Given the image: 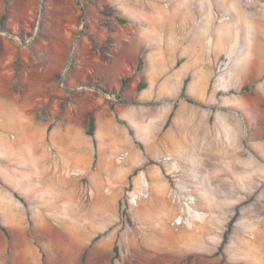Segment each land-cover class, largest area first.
<instances>
[{"label":"rangeland","instance_id":"rangeland-1","mask_svg":"<svg viewBox=\"0 0 264 264\" xmlns=\"http://www.w3.org/2000/svg\"><path fill=\"white\" fill-rule=\"evenodd\" d=\"M136 2L148 5H140L145 7L142 11L137 8L142 16L147 15L146 10H151L152 4L170 12L177 4L195 5L199 26L208 22L236 28L237 43L231 59L223 54L204 70L206 87L198 82L188 87L186 95L192 103L185 101L182 107V99H178L182 88L177 93L174 85L162 87L168 97L176 99L173 103L176 108L160 135L163 138L173 127L174 136L180 138V124L188 121L185 135L191 156L189 163L181 164L183 185L196 193L199 206L207 214L203 221L189 227L172 225L176 206L167 193L163 195L159 180L155 182L156 194L162 203L151 204L154 193L138 208L126 209L127 194L135 187L132 177H136L138 187L141 172L135 171L122 180L120 170L129 158H123L124 165L116 163L118 149L112 151L108 171L103 170L106 165L102 155L97 170L94 167L84 171L77 163L71 170L79 176H66L67 173L52 171L42 174L36 156H25L20 147L24 130L28 129L35 137L43 133L48 139L53 126L71 117L77 139L93 148L86 128L90 108L98 97L116 105L124 92L130 101L141 102L137 85L146 82V76L153 77L146 59L144 72L128 67L141 57H137L141 39L136 35L130 38L136 21L133 16ZM245 9L248 14L261 12L264 20V0H43L42 5L40 0H0V20L5 15L3 24L0 22V192L20 202L19 198L23 199L28 210L22 232L0 220L11 238L9 241L0 229V264H81V256L88 247L87 264H111L116 243L120 257L115 264H264V164L245 145L247 141L264 161L249 143L256 137L264 138V28L260 37L248 30L242 24L249 22L242 13ZM155 26L163 27L159 20ZM80 30L82 34L74 49ZM148 38L151 36H145L144 40L147 42ZM217 38L214 32L206 37L205 45L211 53L219 49ZM73 50L72 64L65 74ZM253 67L256 72L251 76L249 71ZM186 72L185 68L170 76L181 81L188 76ZM125 76H130L131 82L123 91L121 80ZM192 79L190 76L188 83ZM64 83L67 90L80 86L96 90L69 92L64 90ZM157 89L155 84L153 95ZM195 102L216 108H205ZM122 107L136 109V106ZM168 116L166 113L164 117ZM199 146L206 162L212 164V156L217 158L215 166L210 165L204 172L196 170ZM49 150L50 156L44 163L56 166V155ZM161 150L162 156L150 160V164L158 170L162 168L168 180L163 158L169 152L165 151L166 145ZM250 158L259 166L253 169L251 187H246L239 182L244 180L245 173L230 171L225 165ZM15 165H28L25 186L20 185L21 175L27 172L19 166L22 173L12 169ZM59 174L62 180L57 179ZM147 177L151 182L150 176ZM200 177L206 182H200ZM118 200L119 210L114 213ZM0 201L6 199L2 197ZM104 203L103 214L107 218L101 219L98 214ZM237 207L240 215L229 242L217 256L226 226ZM90 232L97 235L99 246L107 244L99 249L94 242L78 246ZM124 239L127 245L122 242Z\"/></svg>","mask_w":264,"mask_h":264},{"label":"crops","instance_id":"crops-1","mask_svg":"<svg viewBox=\"0 0 264 264\" xmlns=\"http://www.w3.org/2000/svg\"><path fill=\"white\" fill-rule=\"evenodd\" d=\"M140 5L148 6L136 2V8L133 11V16L136 18V21L133 27V35L130 36V38H133L136 35V37L141 39L137 57L141 56L140 58H142L143 61L146 59V63H149L150 67H152L150 72L153 79H150V76L149 78L146 76L145 81L147 83V88L139 91L141 94L140 101L142 103L153 104L136 106L122 105L118 102L114 105L113 103L106 101L104 97H98L90 108V112L95 111V138L97 141V148L94 147V144L92 148L91 144H88L87 142L81 143L80 140L77 139L75 130L71 125V117L64 119L63 123L53 126L48 139L44 137L43 133H40L35 137L29 133L28 129L24 130L22 132L20 147L25 156H36V160L40 163L38 164V171L42 174L52 171L60 172L63 175H66L65 173H67L66 176H76L73 175V173H76L75 170H71V168L77 163L80 164L84 171L92 170L94 167L97 170L102 155L105 158L106 165V168L103 170L108 171V167L112 163V151L114 150L117 152L118 149L119 154L115 157L116 163L119 162V165H124V161H120L119 159L125 154H127L125 157L129 158L126 166L122 167L120 170V173H123L121 179L124 180L125 176L130 177L135 171L146 173L151 178L150 185L152 197L155 193L151 204H156L158 201H160L159 203L162 202L161 198L156 194L155 182L159 180L160 183H162L160 186L161 191L163 195L167 193V196L170 183L166 180L162 168L159 167V170L154 168L157 166L151 165L150 160H157L158 156H162L161 149L164 145H166L165 151L169 152L167 154L174 156L181 164L184 162L189 163L191 156L188 151V136L185 135L189 127L187 120H184V122H181L180 124V127L182 128L180 138L174 136V133L172 132L173 127L163 138L160 135L163 132L167 121L166 119L169 117L165 118L164 116L166 113H169L170 115L173 111V103L176 101V99L168 97V94L164 92V88L162 87L172 88L174 85V87H176V92L179 93L181 88L183 90L185 80L190 76H193V79L192 82L187 83L186 91L190 84L194 82H198L206 87V80L202 77L205 73L204 70L212 65L213 61L216 62L223 54L231 59L234 45L237 43V36L235 25H222L219 23L213 26L207 22L206 26H199L196 23L197 11L196 7H194L195 5L192 7L190 5L185 6L177 4L174 10L170 12L162 6L152 4L149 6L151 10H146L147 15L145 16L141 15V11L145 9V7H141ZM137 8H140L141 11H138ZM158 20L163 26L160 29H157L155 26V23ZM211 32H214V35L219 37L215 42L216 44H219V49H217L219 52L215 50L213 53L212 50L211 53L205 45L206 37ZM147 35L151 36V38H148V41L146 42L144 37ZM139 60L134 64H129L128 67L137 71ZM145 68L146 64L143 62L140 72H144ZM185 68L187 69L186 75L188 76L184 77L181 81L179 79H173L170 76L174 71L179 70V72H181ZM240 72H242V70H240ZM155 84L159 89H157L158 91L156 90L157 94L153 95L152 90ZM118 88L120 87H116L115 89ZM122 90L124 91L125 88ZM123 95L124 97L122 98L124 101H130V98H127L124 92ZM180 98L182 99V107L184 104L183 102L190 99L187 95L186 97H183L182 91L181 95H178V99ZM158 102L161 104H156ZM122 106H136V109H124ZM151 107H155V109H152ZM125 112H131L132 115L122 116V113ZM199 141L201 143L200 138ZM252 141L249 140L250 145L264 157V138L256 137ZM123 143H128L129 146H122ZM48 147L49 149H52L56 155V160H58L56 166H48L44 163L50 156V150ZM176 147H180V150H177ZM136 151L138 152L136 153ZM95 155H97L96 159ZM196 156V170L198 172H204L210 165L215 166L214 163L217 159L216 156H212V164L206 162L204 160L203 149L200 148V146L196 152ZM226 156H228V154ZM18 166L21 167L22 171L25 170L27 173H22L20 169L17 168ZM257 166L259 165L254 163L251 158L246 159L245 162L235 163V161H231L225 165L230 171H243L245 173L244 180L240 179L239 182L240 184L244 183V186L246 187H251L254 176L253 169ZM12 169L19 170L22 173V181L20 185L25 186L28 181V165H15ZM259 169L262 170V167ZM229 170L225 169V171ZM61 174L57 177L58 180H62L63 176ZM132 179L134 180L136 187V177H132ZM198 180L200 182L203 180L206 182V179H203L202 177ZM140 181L141 178L138 183H140ZM229 195H231V192ZM2 197H4L6 201H0V220H6V223L10 228L17 232H22L26 228L28 210L24 204L16 198L11 199V197L0 192V200ZM104 205L105 203L101 207L98 218H107L103 214L105 209ZM117 210H119V200L116 210L114 208V213ZM114 236L116 237V234H113V237ZM96 237V234L90 232L83 238L82 243H79L78 246L81 247L83 244L86 247L93 242L96 243L97 240H94ZM122 242L127 245L125 239ZM105 244H107V242L100 244V246L96 243L95 246L99 249Z\"/></svg>","mask_w":264,"mask_h":264},{"label":"built area","instance_id":"built-area-1","mask_svg":"<svg viewBox=\"0 0 264 264\" xmlns=\"http://www.w3.org/2000/svg\"><path fill=\"white\" fill-rule=\"evenodd\" d=\"M219 71V69H218ZM78 91H95V87L91 86H80L77 88ZM127 155V154H125ZM125 155L120 157V161L123 160ZM165 165V174L169 180L170 187L168 191V198L173 205L176 206V215L172 220V225L175 228H181L184 226H192L193 224L203 221L207 214L199 206V201L196 193L191 189L184 187L183 183V167L178 159L171 154H167L163 158ZM73 175L79 176V174L73 173ZM92 191H89L91 194ZM152 195L151 185L147 175L141 172V181L138 187H134L128 194L124 206L126 209H135L140 204L148 200ZM141 229L145 230V226ZM143 231V230H142Z\"/></svg>","mask_w":264,"mask_h":264},{"label":"trees","instance_id":"trees-1","mask_svg":"<svg viewBox=\"0 0 264 264\" xmlns=\"http://www.w3.org/2000/svg\"><path fill=\"white\" fill-rule=\"evenodd\" d=\"M4 19H5V15H2L1 20H0V22L2 24H3ZM142 66H143V59L140 58L139 63H138V67H137V71H140L142 69ZM130 80H131V78L128 77V76L122 77V80H121L122 89L123 88H126V86H128ZM188 81H189V78H187L185 80V84H184V87H183V90H182V96L183 97H186V87H187ZM146 88H147V83L144 82V81L139 82V84L137 85L138 91H142V90H144ZM104 92L108 93V91H106L105 89H104ZM120 99L123 100L122 97H120ZM188 102L192 103V100L191 99H188ZM175 108H176V104H174L173 111L170 113V115H169V117H168V119L166 121L165 128H167L168 125H169V123L171 122V119L174 116V109ZM87 121H88V123H87L86 134L93 139L94 147L97 148V141H96V138H95V134H96V117H95V111H93V112H91L89 114ZM50 130H51V128H50ZM96 158H97V155H95V159ZM138 172L139 171H136V173H138ZM14 195H15V197L19 198V196L16 193H14ZM19 199L23 203H25L23 199H21V198H19ZM239 215H240V213H239V210H238V207H237V210H236L234 216L231 218V220L229 221V223L226 226V231L223 234L222 242H221V244L219 246V249H218V251L216 253L217 256L220 255V254H222V252L224 251L225 246L228 244V242H229V236H230V234H231V232L233 230L234 224H235L237 218L239 217ZM0 229L4 232V234L6 235L7 239L10 241L11 238H10V233H9L8 229L4 225H2L1 223H0ZM97 238L98 237H96L94 240H97ZM88 250H89V247L84 251V253L81 256V264H87ZM113 251H114V256H113V259H112V263L111 264H115L114 262L116 260H118L119 257H120V254H119V245L117 243L114 245Z\"/></svg>","mask_w":264,"mask_h":264},{"label":"bare ground","instance_id":"bare-ground-1","mask_svg":"<svg viewBox=\"0 0 264 264\" xmlns=\"http://www.w3.org/2000/svg\"><path fill=\"white\" fill-rule=\"evenodd\" d=\"M249 10V9H248ZM253 11V10H252ZM251 12V11H250ZM241 13V12H240ZM242 13H243V15H245V16H247L248 17V21L249 22H245V23H242V24H244V26L246 27V28H248V30H252L256 35H257V37H260L261 36V33H262V31H263V28H264V20H263V18L261 17L262 15H261V12L259 13V11L257 12L256 10H255V12L254 13H252V14H248L247 13V9H245V10H243L242 11ZM264 17V16H263ZM246 18V17H245ZM244 22V21H243ZM264 32V31H263ZM260 40V39H259ZM258 64H260V62L258 63ZM258 64L256 65V67L258 66ZM71 66V65H70ZM70 66H68L67 65V68H66V71H68V69H69V67ZM256 67H253V69H250V71H249V74L252 76L253 74H255V72H256ZM245 74V73H244ZM245 76V75H244ZM226 88H227V86H226ZM223 90H224V88H223Z\"/></svg>","mask_w":264,"mask_h":264},{"label":"water","instance_id":"water-1","mask_svg":"<svg viewBox=\"0 0 264 264\" xmlns=\"http://www.w3.org/2000/svg\"><path fill=\"white\" fill-rule=\"evenodd\" d=\"M78 2H80L81 0H77ZM42 3H43V0H40V4L42 5ZM81 34H82V30H80L79 31V33H78V35H77V38H76V43H75V46H74V49L76 48V46H77V43H78V41H79V38H80V36H81ZM7 35H9V36H11L10 34H7ZM24 44H28V42H26V43H24ZM73 54H74V50L72 51V56H71V58H70V60H69V63H68V66H70L71 64H72V60H73ZM66 69H65V74H66ZM63 88H64V90H66V91H69V92H73V91H75V90H77V89H74V90H67V88H66V86H65V83L63 84ZM119 103L120 104H122V105H136V106H141V105H152L153 103H142V102H135V101H128V100H126V101H124V100H120L119 101ZM195 104H197V105H199V106H202V107H205V108H210V109H215L216 107H211V106H206V105H203V104H200V103H197V102H195ZM240 117H242L241 116V114H239V113H237ZM246 127H247V124H246ZM245 145H247V149L256 157V158H258L260 161H262V163H264V161L263 160H261L253 151H252V149L248 146V142L247 141H245Z\"/></svg>","mask_w":264,"mask_h":264}]
</instances>
